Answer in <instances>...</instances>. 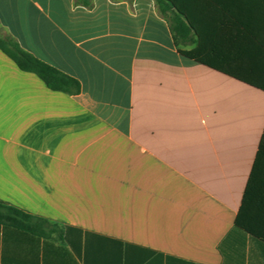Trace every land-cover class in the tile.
Returning a JSON list of instances; mask_svg holds the SVG:
<instances>
[{
  "label": "crops",
  "instance_id": "crops-1",
  "mask_svg": "<svg viewBox=\"0 0 264 264\" xmlns=\"http://www.w3.org/2000/svg\"><path fill=\"white\" fill-rule=\"evenodd\" d=\"M0 36L81 87L0 50V201L48 221L1 222L0 264H264L235 225L263 91L182 56L154 0H0Z\"/></svg>",
  "mask_w": 264,
  "mask_h": 264
},
{
  "label": "trees",
  "instance_id": "trees-1",
  "mask_svg": "<svg viewBox=\"0 0 264 264\" xmlns=\"http://www.w3.org/2000/svg\"><path fill=\"white\" fill-rule=\"evenodd\" d=\"M154 1L182 56L264 92V0ZM0 50L50 90L80 92L78 80L24 51L11 37L0 36ZM1 222L32 233L48 223L0 201ZM235 225L264 240V131Z\"/></svg>",
  "mask_w": 264,
  "mask_h": 264
}]
</instances>
